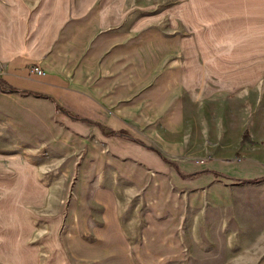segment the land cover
<instances>
[{
    "label": "crops",
    "instance_id": "obj_1",
    "mask_svg": "<svg viewBox=\"0 0 264 264\" xmlns=\"http://www.w3.org/2000/svg\"><path fill=\"white\" fill-rule=\"evenodd\" d=\"M53 2L0 0V115L60 158L71 264H264V145L190 119L184 37Z\"/></svg>",
    "mask_w": 264,
    "mask_h": 264
},
{
    "label": "rangeland",
    "instance_id": "obj_2",
    "mask_svg": "<svg viewBox=\"0 0 264 264\" xmlns=\"http://www.w3.org/2000/svg\"><path fill=\"white\" fill-rule=\"evenodd\" d=\"M63 1L73 15L99 12L106 29L156 26L182 35L190 119L208 121L211 134L233 145H264V0ZM196 111L203 117L193 118ZM59 163L43 145L23 143L0 115V264H71L61 209L71 183L63 180ZM207 249L199 247L201 254Z\"/></svg>",
    "mask_w": 264,
    "mask_h": 264
},
{
    "label": "built area",
    "instance_id": "obj_3",
    "mask_svg": "<svg viewBox=\"0 0 264 264\" xmlns=\"http://www.w3.org/2000/svg\"><path fill=\"white\" fill-rule=\"evenodd\" d=\"M28 75L30 77H43L45 73L40 67L34 65L28 68ZM0 92H1V89H0Z\"/></svg>",
    "mask_w": 264,
    "mask_h": 264
}]
</instances>
